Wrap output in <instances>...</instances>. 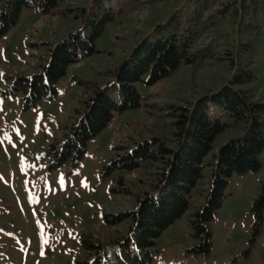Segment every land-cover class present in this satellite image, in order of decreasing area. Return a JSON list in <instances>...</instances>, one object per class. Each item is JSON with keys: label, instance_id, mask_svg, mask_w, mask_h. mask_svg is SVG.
I'll list each match as a JSON object with an SVG mask.
<instances>
[{"label": "rangeland", "instance_id": "1", "mask_svg": "<svg viewBox=\"0 0 264 264\" xmlns=\"http://www.w3.org/2000/svg\"><path fill=\"white\" fill-rule=\"evenodd\" d=\"M102 14L111 20L95 41L97 52L67 67L54 97L22 109L21 95L9 92L12 78L38 72L55 43ZM173 18L191 36V61L152 85L136 83L140 106L114 112L77 164L51 168L47 147L61 143L94 91L110 86L132 50ZM246 39L253 41L254 99L264 104V0H111L104 9L93 0H61L43 15L22 8L0 37V140L4 132L11 137L0 144V264H75L87 257L81 238L104 244L129 235L128 219L109 225L104 216L135 210L137 199L152 190L158 164L146 160L104 177L102 165L145 140L174 148L180 109L228 82L234 73L228 63ZM208 114L222 111L209 106ZM221 120L228 126L213 142L189 208L161 232L149 264H264V209L260 220L252 209L264 180V149L259 170L229 177L209 223L208 254L192 251L198 243L190 220L207 193L213 154L240 133L227 117ZM21 160L36 167L21 171ZM61 174L63 184L57 182Z\"/></svg>", "mask_w": 264, "mask_h": 264}, {"label": "trees", "instance_id": "2", "mask_svg": "<svg viewBox=\"0 0 264 264\" xmlns=\"http://www.w3.org/2000/svg\"><path fill=\"white\" fill-rule=\"evenodd\" d=\"M60 1L0 0V37L16 22L22 8L32 7L43 15L50 13ZM93 1L98 8L104 9L105 3L111 0ZM110 20L111 16L102 14L95 22L87 23L82 31L55 43L46 64L38 72L12 78L9 92L21 95V108L54 97L57 83L67 67L97 52L95 41ZM154 30L155 36L142 40L129 59L115 70L114 82L94 91L84 111L68 126L61 143L47 147L45 154L51 160V168L64 163L77 164L87 142L106 126L114 112L138 108L141 96L136 91V83L152 85L191 61V36L179 31L176 18L157 25ZM252 44V39L240 42L236 60L228 63L234 73L227 83L180 109L174 123L177 126L174 148L156 139L145 140L102 165L103 177L131 171L146 160L156 162L159 171L152 190L137 199L135 210L104 216V222L109 225L128 219L129 235L122 241L104 244L89 237L81 238V247L87 257L75 264H149L161 232L189 208L190 195L203 178L205 159L213 150V142L228 126L221 117H227L240 133L213 154L207 193L190 220L192 236L198 243L192 251L208 254L211 247L209 223L220 207L229 177L233 173L259 170V154L264 149V104L254 99L251 86L256 78L251 67ZM209 106L220 109L222 115H209ZM252 209L260 220L264 209V180Z\"/></svg>", "mask_w": 264, "mask_h": 264}, {"label": "snow or ice", "instance_id": "3", "mask_svg": "<svg viewBox=\"0 0 264 264\" xmlns=\"http://www.w3.org/2000/svg\"><path fill=\"white\" fill-rule=\"evenodd\" d=\"M0 131H2V130H0ZM10 140H11V137L9 136V134L7 132H4L3 133V138H2V140H0V144H2L3 141H10ZM26 167L27 168H33V167H36V165L35 164H27L26 161L21 160V171H24ZM0 179H2V178H0ZM57 182L60 183V184H63L64 183L63 174H61L58 177V181ZM26 183H31L33 187L35 186L34 185V182H27L26 181ZM35 200H36V197L35 196L30 197V201H35Z\"/></svg>", "mask_w": 264, "mask_h": 264}]
</instances>
